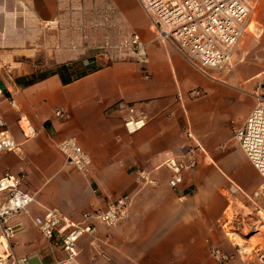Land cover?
<instances>
[{
  "label": "crops",
  "instance_id": "obj_1",
  "mask_svg": "<svg viewBox=\"0 0 264 264\" xmlns=\"http://www.w3.org/2000/svg\"><path fill=\"white\" fill-rule=\"evenodd\" d=\"M107 1L136 18L137 0H133L134 14L126 0ZM87 4L88 0H0V86L6 97L17 99L38 131L35 138L25 139L18 114L6 98H0V114L19 144L17 151L0 155V177L8 172L24 173L22 189L36 199L12 219L10 225L18 228L10 246L19 257H37L34 264H55L64 253L42 236L34 224L36 217L56 208L72 222H79L85 212L130 197L127 221L115 227L98 224L99 232L90 236L104 256L88 258L96 245L86 236L80 242L81 264H214L211 248L231 251L225 225L232 205L226 187L233 181L253 194L261 184V176L239 146L252 182L237 180L223 168L225 161L218 153L222 134L214 129L212 115L220 100L236 98L247 105L243 118L236 120L243 123L264 92V0H256L247 29L256 28V51L250 57L248 51L242 54L228 72L229 80L209 78L170 46L154 41L144 20L138 27L144 38L145 62L139 57L120 59L112 53L111 62L96 69L82 68L76 63L81 58L80 45L71 41L72 47H59L52 53L48 67L24 65L23 73L11 74L13 67L8 69V63L23 65L26 51L35 50L34 44L44 36L50 38L43 27L71 25L74 14L82 24L87 19ZM246 43L250 48L253 42L248 37ZM64 64L73 65L75 73L91 71L65 83L56 72ZM42 72L45 76L39 77ZM252 88L257 90H248ZM194 89L203 90L204 95L193 97ZM119 101L141 104L148 115L147 126L129 134L124 125L126 112L115 107ZM60 109L67 112V118L56 116ZM187 128L196 140L185 136ZM70 136L77 137L92 158L93 167L87 173L75 168L57 147ZM197 143L202 146L198 166L185 173L180 189L172 190L164 161L186 155L188 145ZM143 167L153 171L156 186L138 183L135 172ZM257 204L264 208V197ZM4 250L0 245V253Z\"/></svg>",
  "mask_w": 264,
  "mask_h": 264
},
{
  "label": "built area",
  "instance_id": "obj_2",
  "mask_svg": "<svg viewBox=\"0 0 264 264\" xmlns=\"http://www.w3.org/2000/svg\"><path fill=\"white\" fill-rule=\"evenodd\" d=\"M151 21L157 39L181 54L192 66L212 79H217L218 71H232L233 56L241 38L247 31L250 19L256 10V0H137ZM131 44L137 50L141 61H147L145 45L138 34H132ZM86 68H99L104 65L98 58H83ZM193 97L204 95L203 90L191 91ZM0 98H6L10 107L18 114V125L25 139L38 136V131L22 111L14 96L6 97L0 86ZM119 111L126 112L124 125L129 134L144 129L148 124L145 108L138 103L119 101L115 105ZM58 118H67V112L57 110ZM185 136L196 140L195 133L187 128ZM234 137L248 160L261 176V184L253 194L243 191L233 181L226 187V196L230 205L241 202L247 208L257 205V200L264 197V92L257 96V103L249 112L243 123L234 129ZM57 147L75 168L83 173L93 167L91 156L75 136H70L57 143ZM223 147V146H221ZM16 142L9 129L6 118L0 114V155L17 151ZM200 144L188 145L186 155L170 156L163 166L170 172L168 179L172 190H178L185 183V173L198 166ZM161 167V166H160ZM136 180L142 186H156L157 178L147 168L136 169ZM25 174L5 173L0 177V245L5 250L0 253V264H30L26 257H19L10 246L18 227L11 226L14 217L22 214L36 202L35 196L22 189ZM132 198L120 197L109 202L105 209L85 212L79 222H72L59 209H47L43 216L34 219V224L42 236L51 242L53 249H61L64 258L55 264H81L80 242L86 236H95L98 224L115 227L127 221L131 216ZM259 213H261L259 211ZM232 222L235 220L232 218ZM230 219L227 218V223ZM237 251L241 259L255 256L264 264L262 245L251 248L250 253ZM211 258L218 264H231L232 256L219 247L210 250Z\"/></svg>",
  "mask_w": 264,
  "mask_h": 264
},
{
  "label": "rangeland",
  "instance_id": "obj_3",
  "mask_svg": "<svg viewBox=\"0 0 264 264\" xmlns=\"http://www.w3.org/2000/svg\"><path fill=\"white\" fill-rule=\"evenodd\" d=\"M126 1L128 3L127 9L131 13L134 14L138 7L135 19H132L125 11L116 7L112 2L105 0L103 3L101 0H88V7L85 14L87 15V19H83L82 24L80 22L81 20H76L74 14L71 25L60 26L53 23L43 27L44 33L47 32L50 38L44 36L41 43L34 44L35 50L32 49L26 51L22 63L23 65L8 63V69H10V66L13 67L11 74L14 75L13 73H15V75H18L23 73L25 71L24 65L48 67V61L49 59H52V53L58 50L59 47L68 49L71 46V41H77L78 45H82V48H80V46L78 47L79 51H82V59L96 57L101 63H107L112 61V53L120 59H129L131 57L138 58V50L131 44V37L132 34H134L133 32H136L144 44V38L138 27L139 21L144 20L146 22L147 30L154 41H157L158 39L150 19L139 4L135 1L137 5L136 7L133 0ZM54 34L57 35L56 38L58 39V42L57 39L55 40ZM256 34V28L252 31L248 30L245 33L235 49L233 56L234 66L243 56L242 54H244L245 51L249 52L247 57H250L252 53L256 51ZM248 37L251 38L253 42L250 48L248 47V43H246ZM81 58L77 60L76 63H79V67L86 68L83 66ZM45 71H48V69ZM215 76L225 81L229 80L231 73H228V71H218L215 73ZM255 89L252 88L248 90L254 92L257 90ZM210 95L211 93H208L207 96L209 97ZM253 98L255 99V97ZM246 109L247 105L241 100L236 98H223L219 101L217 110L213 113L212 118L214 121V129L222 134V138L219 142L220 146L223 147L220 148L221 150H219L218 153L219 155H222V158L225 161L223 163V168H225L226 171L237 180L242 178L252 182V174L241 158L240 150L238 148L239 145L234 137V129L239 127L242 123L236 122V120L243 118L242 114H244ZM259 211L261 213H259ZM227 218L230 219V222L226 224L225 227L228 234L227 242L231 246V251L229 252L225 251L223 248L221 249L232 256L233 260L231 264L235 261H238V264H261L255 256L242 260L237 252L239 250L237 245L241 247V250L245 251L251 250L252 247L260 244L264 247V208H262V206L260 208L256 203L251 204L247 208L241 202H237V204H234L227 212L226 219ZM232 218L235 222H232ZM257 224L262 225V231L260 229L261 227H256ZM258 237H261L262 239H258L257 241L256 238ZM86 238L91 237L87 236ZM95 242V237H92L91 243L95 244L96 248L94 249V245L92 246V249L94 250L88 255V258L102 257L105 254L103 249L98 248V243L96 244ZM210 259L214 264H218L211 258V256Z\"/></svg>",
  "mask_w": 264,
  "mask_h": 264
},
{
  "label": "trees",
  "instance_id": "obj_4",
  "mask_svg": "<svg viewBox=\"0 0 264 264\" xmlns=\"http://www.w3.org/2000/svg\"><path fill=\"white\" fill-rule=\"evenodd\" d=\"M72 67H73V65H71V64L70 65L64 64L61 67H59V69L56 71L57 73H59L61 75V77L65 83L74 80L76 77L84 76V75L88 74V72L91 71V69H85L82 72H76L75 73L73 71ZM93 69H96V68H93ZM52 72H54V71L52 70ZM74 73H75V75H74ZM38 74H39V77L45 76V73H43V72L38 73ZM34 75L36 76V74H34ZM72 75H74L75 77Z\"/></svg>",
  "mask_w": 264,
  "mask_h": 264
},
{
  "label": "bare ground",
  "instance_id": "obj_5",
  "mask_svg": "<svg viewBox=\"0 0 264 264\" xmlns=\"http://www.w3.org/2000/svg\"><path fill=\"white\" fill-rule=\"evenodd\" d=\"M249 27H250V26H249ZM229 218H230V217H229ZM261 226H262V225H258V224L256 225V227H258V228H260ZM256 229H257V228H256ZM260 229H261V231H262L263 227H261ZM259 236H260V235H259ZM258 239H262V238H261V237L256 238L257 241H258ZM263 246H264V245H263ZM262 249H264V247H262ZM250 251H251V250H247V251H245V252L250 253Z\"/></svg>",
  "mask_w": 264,
  "mask_h": 264
},
{
  "label": "water",
  "instance_id": "obj_6",
  "mask_svg": "<svg viewBox=\"0 0 264 264\" xmlns=\"http://www.w3.org/2000/svg\"><path fill=\"white\" fill-rule=\"evenodd\" d=\"M36 259H37V257H32V258H30L29 260H30V264H34V263H36ZM39 264H41V263H39Z\"/></svg>",
  "mask_w": 264,
  "mask_h": 264
}]
</instances>
